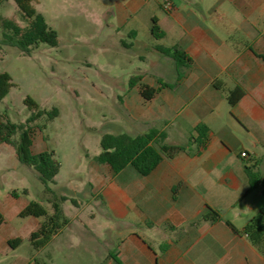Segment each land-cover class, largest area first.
Returning a JSON list of instances; mask_svg holds the SVG:
<instances>
[{"label": "crops", "instance_id": "obj_1", "mask_svg": "<svg viewBox=\"0 0 264 264\" xmlns=\"http://www.w3.org/2000/svg\"><path fill=\"white\" fill-rule=\"evenodd\" d=\"M204 1L119 0L113 11L122 38L139 44L140 31L155 38L159 55L147 68L137 67L140 78L131 89L157 88L138 103L158 107L163 127L167 112L182 109V144L166 143L184 147L163 155L147 175L127 165L99 179L97 194L116 223L115 255L122 264H264L241 231L264 205V192L249 189L246 174V167L264 174V60L257 56L264 52V0ZM154 16L162 37L151 33ZM158 45H177L184 63L178 66ZM235 87L243 95L230 104ZM124 101L136 103L128 95ZM199 123L208 128L204 144L195 138ZM0 152L10 157L0 159V172L26 173L11 144L0 141ZM9 189L16 193L12 184L0 188L1 213ZM208 208L219 210L221 219L201 220Z\"/></svg>", "mask_w": 264, "mask_h": 264}, {"label": "rangeland", "instance_id": "obj_2", "mask_svg": "<svg viewBox=\"0 0 264 264\" xmlns=\"http://www.w3.org/2000/svg\"><path fill=\"white\" fill-rule=\"evenodd\" d=\"M117 1L32 0L36 12L55 30L56 44L38 42L29 54L15 46L0 48V73L8 72L12 82L0 101L1 120L26 122L32 113L24 103L26 96L32 97L39 109H57L52 119L44 113L31 123L32 151H52L58 160V173L47 186L66 197L59 203L63 218L68 220L46 245L34 248L30 234L53 210L47 186L23 164L26 173L20 175L13 167L1 171L0 188L12 184L16 194L9 189L12 197L2 207L0 264H111L118 243L116 223L107 216L97 194L98 181L109 169L96 160L102 135L139 134L155 128L168 134L164 142L182 144V109L167 112L169 123L163 127L160 109L154 104L142 108L140 91L131 89L130 81L137 82L140 74L137 67L147 68L159 54L152 48L155 38L148 32L140 31L139 44L119 35L113 15ZM0 17L12 18L22 28L30 22L14 0H0ZM2 32L0 25V37ZM126 95L130 102L136 101L133 107L124 101ZM12 138L17 140L19 132ZM9 158L0 152L1 160L9 162ZM31 203L39 204L45 213L20 215L15 211ZM16 237L20 242L13 246L9 240Z\"/></svg>", "mask_w": 264, "mask_h": 264}, {"label": "trees", "instance_id": "obj_3", "mask_svg": "<svg viewBox=\"0 0 264 264\" xmlns=\"http://www.w3.org/2000/svg\"><path fill=\"white\" fill-rule=\"evenodd\" d=\"M16 6L21 13L30 18L27 27H20L12 18L0 17V25L3 32L0 37V48L2 45H10L17 47L23 54H29L30 47L38 42H44L49 45H55L57 42V34L55 30L50 28L43 15L37 13L32 5V0H14ZM151 33L155 37H162L163 31L160 30L156 17H152ZM156 48L167 55H170L176 61L178 66L184 63L186 58L185 52L180 50L177 45L171 47L156 46ZM264 60V52L257 54ZM137 78V77H136ZM138 76V80H139ZM136 80H131L130 85L133 86ZM163 86H173L169 83H161ZM12 85L11 76L8 72L0 73V101L8 94ZM157 92V88L143 86L141 95L146 99H151ZM243 95V90L240 87H235L228 92L227 98L230 104H234ZM25 105L32 110L31 115L24 123L3 122L0 118V141L11 144L16 152L19 162L32 168L41 182L47 186L49 182L54 180L55 175L59 170V162L55 158L52 151L43 150L37 153L32 151L34 128L32 122L38 117L47 113V118L52 119L57 115V109L52 108L49 111L39 109L36 101L26 96L24 98ZM197 136L195 137L201 144L206 141L207 126L199 123L194 128ZM18 131L19 138L13 139V134ZM166 133L155 128H150L147 132L139 134H131L127 132L105 133L101 137V151L96 156L99 163L107 164L110 170L116 174L131 165L139 174H149L162 160L163 155L173 156L182 151L184 147L181 145H173L164 142ZM248 177V187L252 189L260 186L264 192V174H260L246 167ZM177 187L173 188V191ZM48 200L52 204V213L47 215L41 222L37 230L30 234V242L34 248H41L46 245L51 238L56 235L68 223V220L63 218L60 207V200L66 199L65 196L57 195L56 192L47 186ZM15 195V191L12 193ZM44 209L37 203H31L20 210L19 214H44ZM221 219L219 210L208 208L202 214L201 220L215 222ZM3 222V216L0 212V224ZM227 223L235 230L234 226ZM249 241L254 245L264 256V205L260 208L257 215L253 216L250 221L241 230ZM11 245L19 244L18 237L9 240ZM113 264H122L116 257L111 256Z\"/></svg>", "mask_w": 264, "mask_h": 264}, {"label": "built area", "instance_id": "obj_4", "mask_svg": "<svg viewBox=\"0 0 264 264\" xmlns=\"http://www.w3.org/2000/svg\"><path fill=\"white\" fill-rule=\"evenodd\" d=\"M166 6H168V4ZM241 155L244 156L245 155V152H242Z\"/></svg>", "mask_w": 264, "mask_h": 264}]
</instances>
